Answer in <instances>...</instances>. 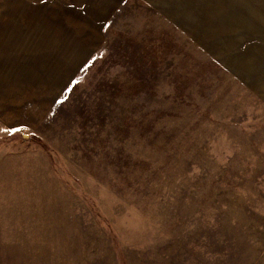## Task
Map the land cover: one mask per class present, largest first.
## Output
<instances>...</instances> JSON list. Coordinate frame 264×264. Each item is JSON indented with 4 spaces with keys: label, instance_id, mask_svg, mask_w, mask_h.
Returning a JSON list of instances; mask_svg holds the SVG:
<instances>
[{
    "label": "rangeland",
    "instance_id": "1",
    "mask_svg": "<svg viewBox=\"0 0 264 264\" xmlns=\"http://www.w3.org/2000/svg\"><path fill=\"white\" fill-rule=\"evenodd\" d=\"M0 264H264V0H0Z\"/></svg>",
    "mask_w": 264,
    "mask_h": 264
},
{
    "label": "trees",
    "instance_id": "2",
    "mask_svg": "<svg viewBox=\"0 0 264 264\" xmlns=\"http://www.w3.org/2000/svg\"><path fill=\"white\" fill-rule=\"evenodd\" d=\"M133 39H135L134 36H133ZM125 40H128V39L125 38ZM126 43L129 45V47L131 49H133V50H135L136 48L138 49V46H137L136 42H133L135 46L129 41H126ZM149 44H152V43L148 42V45ZM149 47H150V50H149L150 52H148L149 54H148V56L146 58H148L150 53H151V56L153 57V61H156V62L161 61L160 59H157L155 57L154 49L150 45H149ZM130 75H131V73H130ZM122 83L123 84H120V87L118 86V89L121 90V91L127 90V91H129L131 93H138L143 88V82L142 81L140 82V80L137 77L133 76V75H131L130 78H126L125 80H123Z\"/></svg>",
    "mask_w": 264,
    "mask_h": 264
},
{
    "label": "crops",
    "instance_id": "3",
    "mask_svg": "<svg viewBox=\"0 0 264 264\" xmlns=\"http://www.w3.org/2000/svg\"><path fill=\"white\" fill-rule=\"evenodd\" d=\"M67 16H68V20L71 21V22L72 21L74 22V21H78L79 20L78 18H74V15H66L65 17H67ZM78 25H79V23H75V26H78ZM40 34H41V36L38 35L37 38H35V34H31L28 37V41L27 42H38V43H44V44L49 43V39L47 38V35L42 34V33H40ZM77 51H84V50H82V49H75V50H73V52L68 53L67 60H68L69 66H73V64L76 62L77 57H78L77 56V53H78ZM53 81H54V78H53ZM54 83H55V81H54ZM55 85L59 89H62V86H61V78L56 79Z\"/></svg>",
    "mask_w": 264,
    "mask_h": 264
}]
</instances>
